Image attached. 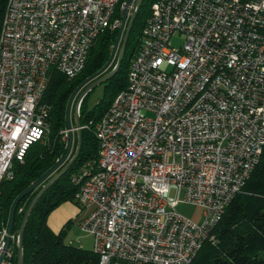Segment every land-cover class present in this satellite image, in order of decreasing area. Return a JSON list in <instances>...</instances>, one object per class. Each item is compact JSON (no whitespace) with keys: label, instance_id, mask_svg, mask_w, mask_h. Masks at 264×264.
<instances>
[{"label":"built area","instance_id":"1","mask_svg":"<svg viewBox=\"0 0 264 264\" xmlns=\"http://www.w3.org/2000/svg\"><path fill=\"white\" fill-rule=\"evenodd\" d=\"M118 2L7 0L0 181L48 131L41 98L52 73L75 76L98 34L121 27ZM176 34L179 47L170 44ZM94 133L97 163L71 181L90 209L79 227L100 262L189 264L216 241L214 228L264 146V0H153L126 85ZM179 202L201 208V221L178 213ZM6 237L3 228L0 264H13Z\"/></svg>","mask_w":264,"mask_h":264},{"label":"trees","instance_id":"2","mask_svg":"<svg viewBox=\"0 0 264 264\" xmlns=\"http://www.w3.org/2000/svg\"><path fill=\"white\" fill-rule=\"evenodd\" d=\"M125 1L119 0L114 17L122 19L121 5ZM152 1L142 0L120 65L104 81L103 97L91 109H86L84 105L86 95L79 105L82 126L79 152L67 171L48 187L30 211L22 234L23 264H103L93 250L64 242L71 218L57 230L50 228L47 219L63 203L79 205L74 197L78 184L71 181V176L90 164L97 163L99 143L94 127L114 96L126 85L129 64L139 46L141 29L149 15ZM6 2L7 0H0V28ZM118 31L119 28H107L98 34L88 51L82 70L75 76L67 77L57 71L52 73L41 98V102L47 107L48 131L41 140L30 145L22 161H13V177L0 181V231L8 227L11 205L17 195L50 170L64 155L67 139H63L61 131L66 129V103L80 83L107 63ZM114 59L98 77L112 70L116 62V58ZM75 146L76 133L73 132L69 156L58 169L71 157ZM42 184L24 195L16 206L11 227L12 238L8 244L13 264H16L17 235L23 214ZM214 233L216 241L204 242L189 264H264V146L250 176L225 207ZM118 264L130 263L120 261Z\"/></svg>","mask_w":264,"mask_h":264},{"label":"water","instance_id":"3","mask_svg":"<svg viewBox=\"0 0 264 264\" xmlns=\"http://www.w3.org/2000/svg\"><path fill=\"white\" fill-rule=\"evenodd\" d=\"M141 2L142 0H126L124 2V7L122 9V24H121V27L119 28L116 41L114 43L109 60L107 61V63L104 65L102 69L98 70L96 73L87 77L82 83H80L70 95L66 103V108H65L66 129H68V133H67V148H66L64 155L58 160V162L50 170L45 172L38 179H36L33 183H31L25 190L19 193L17 197L14 199V201L12 202L10 213H9L8 227H7L6 247L9 244L13 216H14V212H15V209H16V206L19 200L24 195L32 191L35 187H37L38 185L44 182L39 188V190L37 191V193L31 199L30 203L28 204L23 214L20 227L18 230V235H17L16 264H23L22 234H23V229H24L26 220L28 218V215L31 209L33 208L37 200L40 198V196L48 189V187L51 186L64 172L67 171V169L72 164V162L74 161V159L76 158L79 152V149L81 146V134H82V126L80 123L79 111H78L79 105L82 99L84 98V96L86 95V93L93 86L107 80V78L111 76L116 71L117 67L120 65V62L124 56L125 44H126L127 38L130 33L134 18L140 7ZM129 7L131 8L130 11H129ZM117 49H118L117 58H116L115 65L112 68V70L98 77V75L102 73L107 68V66L111 63V61L113 60L116 54ZM72 104H73V108L70 114ZM72 129H74V132L76 133L75 150L73 154L71 155V157L68 159V161L60 169H58L69 156V152H70L71 144H72V134H73ZM2 259H3V254L0 256V262L2 261Z\"/></svg>","mask_w":264,"mask_h":264},{"label":"rangeland","instance_id":"4","mask_svg":"<svg viewBox=\"0 0 264 264\" xmlns=\"http://www.w3.org/2000/svg\"><path fill=\"white\" fill-rule=\"evenodd\" d=\"M129 7V11H130ZM139 38V36H138ZM183 39L178 35H172L170 38V44L174 47H179L182 45ZM119 49V47H118ZM114 56V58H117V52ZM113 58V59H114ZM115 60V59H114ZM104 94V82L99 83L95 86H93L87 93H86V98L84 105L86 109H91L94 107V105L103 97ZM73 104L71 107L70 114L72 112ZM74 132V130H73ZM70 205L73 207V215L71 216V223H69V226L66 228V233L64 236V242L71 244L73 246L77 247H82L85 249H90L92 250L93 248V239L92 237L81 231L79 227V222L80 220L87 215V212L89 209L87 207L81 206V205H75L72 202H67L63 206H68ZM176 211L180 213L182 216L191 219L193 221L199 222L202 219V214H201V208H199L196 205L186 203V202H179L177 206L175 207ZM61 227V226H60ZM59 227V228H60ZM58 228V229H59Z\"/></svg>","mask_w":264,"mask_h":264},{"label":"crops","instance_id":"5","mask_svg":"<svg viewBox=\"0 0 264 264\" xmlns=\"http://www.w3.org/2000/svg\"><path fill=\"white\" fill-rule=\"evenodd\" d=\"M66 203H63L60 206H58L48 216L47 221H48V225L50 226L51 229L57 230L67 219L71 218V216L73 215V212H74L73 207H71L70 205L63 206ZM89 211H90V209H89ZM88 212H87V214H88Z\"/></svg>","mask_w":264,"mask_h":264}]
</instances>
